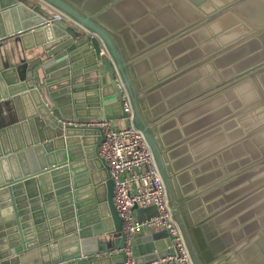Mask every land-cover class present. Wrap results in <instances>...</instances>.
<instances>
[{"label":"water","instance_id":"water-1","mask_svg":"<svg viewBox=\"0 0 264 264\" xmlns=\"http://www.w3.org/2000/svg\"><path fill=\"white\" fill-rule=\"evenodd\" d=\"M124 1L89 13L70 0H0V41L19 38L25 51L42 49L0 71V264H124L123 253H112L126 237L112 204L109 170L98 154L104 132L89 126L96 120H124L127 126L116 75L193 263L205 264L179 204L189 197L176 194L187 173L192 190L213 175L209 189L242 185L210 203L206 220L236 235L249 232L248 262L264 264V0H163L155 9H177L179 21L163 20L166 34L146 62L178 40L200 54L186 61L191 50L184 48L162 61L161 68L172 67L163 82L186 75L190 82L181 89L182 104L167 115L187 118H177L179 132L165 145L168 135L157 136L140 104L143 89L131 75L118 26L101 21ZM51 9L86 31L54 20ZM134 56L129 54L132 61ZM167 240L172 246L169 235ZM238 251L231 248L227 256L238 260ZM158 252L137 263L165 257Z\"/></svg>","mask_w":264,"mask_h":264},{"label":"crops","instance_id":"crops-1","mask_svg":"<svg viewBox=\"0 0 264 264\" xmlns=\"http://www.w3.org/2000/svg\"><path fill=\"white\" fill-rule=\"evenodd\" d=\"M75 4H80L84 7L86 12L95 13L101 9H104L110 5L114 0H70ZM163 0H126L114 7L108 9L101 17V21L109 27L119 28V43L127 55L128 63L132 64V76L138 81L139 88L143 89L141 92V106L142 109L149 114L151 125L154 126V130L158 137L168 135L163 140L165 145L166 139H170V135H175L181 125L180 119H185L187 116L182 115L180 117L172 115L168 117L171 109L179 103L181 97L184 98L185 94L182 93V87L188 82V78L183 76V80L178 79L177 82L166 83L161 79L164 77V72L167 70L172 71V67L169 69L161 68L162 61L164 60L166 53L173 51L175 54L181 53L184 48L191 50V55L186 57V61L192 58H198L200 56L198 47H187V41L183 43L176 41L171 45L165 47L164 55L152 58L147 61L153 54L151 53V46L158 41L166 33V27L163 20L167 21L170 25L178 24V15L180 11L177 9L162 10L155 13V9L160 7L159 5ZM48 9H50L48 7ZM143 16L142 18H140ZM140 18L134 25L130 26L129 22ZM178 20V21H177ZM72 26V25H71ZM78 28L76 26H73ZM117 33V38H118ZM172 46V47H171ZM201 49V48H200ZM42 51L41 48L30 49L25 51L19 38H10L5 41H0V71L3 70L5 64L15 65L21 59H32ZM129 54H135L133 57L135 60H131ZM107 56V55H106ZM163 76V77H162ZM190 82H188L189 85ZM180 88V89H179ZM176 94H178L176 96ZM182 103H179L181 105ZM206 105H203L196 109L192 113L191 121L198 118L205 110ZM117 128L126 126L124 120L112 122ZM176 125V127H174ZM198 125V124H197ZM192 126L196 124L192 123ZM178 139V138H177ZM179 143V140L177 141ZM183 157V156H182ZM190 174L187 173L183 180V186L176 189V194L184 197L188 195L189 199L184 200L181 198L179 204L182 210V216L186 220L190 227L192 236L198 249L201 251V255L205 264H212V262H218L219 264H249L247 258V245L250 241L251 234L249 232L244 235H236L228 230V227L221 226L218 223H208L206 215L208 214V207L210 203L219 200L223 195L229 194V192L241 189L242 185H224L215 189H209V183L212 181V177H206V181L196 189L192 190L193 182L190 180ZM206 176V175H204ZM220 194V196H218ZM209 195V197H208ZM209 198V199H208ZM140 210V209H138ZM157 213L154 207H149L137 211V217L143 222L149 220ZM224 232H220L217 228H224ZM157 230L143 228L140 233L134 238V254L138 259L152 258L158 255V250L165 255L171 251V244L167 240L168 235L163 237H156ZM162 230V229H161ZM151 238V239H150ZM161 243L160 246H155L157 243ZM159 248V249H158ZM231 248L239 249L237 252L238 260H233L227 256ZM225 253V255H224ZM155 259V258H153ZM152 259V260H153ZM229 259V260H228ZM142 263H145L142 262Z\"/></svg>","mask_w":264,"mask_h":264},{"label":"built area","instance_id":"built-area-1","mask_svg":"<svg viewBox=\"0 0 264 264\" xmlns=\"http://www.w3.org/2000/svg\"><path fill=\"white\" fill-rule=\"evenodd\" d=\"M51 10L54 20L86 31L65 14ZM115 80L123 92L124 106L129 114L127 126L117 128L110 120H96L89 124L90 128H101L104 132L98 154L114 180V203L123 221L126 237L124 246L112 253H123L124 264H138L133 249L136 235L143 228L165 229L173 241L172 252L143 264H194L181 230L173 218L166 187L153 153L144 134L132 124V108L120 77L116 75ZM149 207L156 209L155 216L145 222L135 220V208Z\"/></svg>","mask_w":264,"mask_h":264},{"label":"rangeland","instance_id":"rangeland-1","mask_svg":"<svg viewBox=\"0 0 264 264\" xmlns=\"http://www.w3.org/2000/svg\"><path fill=\"white\" fill-rule=\"evenodd\" d=\"M114 185H115V183H114V180L113 179H111V187H112V204H113V206H114V209L117 211V209H116V206H115V203H114V196H115V193H114ZM140 210H142L141 208H140ZM140 210H137V211H140ZM137 211L135 212V220H137V221H139V222H143L144 220H140L138 217H137ZM157 214V213H156ZM155 214V215H156ZM164 235H168V231L167 230H165V229H159V230H157V233H156V237H163Z\"/></svg>","mask_w":264,"mask_h":264}]
</instances>
